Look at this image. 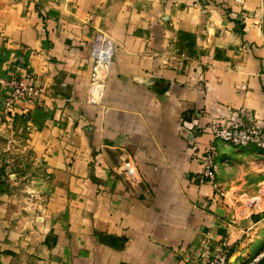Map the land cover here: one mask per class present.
I'll list each match as a JSON object with an SVG mask.
<instances>
[{
	"label": "crops",
	"instance_id": "0c3cea01",
	"mask_svg": "<svg viewBox=\"0 0 264 264\" xmlns=\"http://www.w3.org/2000/svg\"><path fill=\"white\" fill-rule=\"evenodd\" d=\"M219 1L0 0V129L21 134L39 167L27 187L41 190L0 197V264H195L263 241L264 208L247 214L239 200L264 202V152L207 124L245 108L264 126V0L241 21ZM97 32L114 52L92 104ZM13 75L44 93L7 113Z\"/></svg>",
	"mask_w": 264,
	"mask_h": 264
},
{
	"label": "rangeland",
	"instance_id": "374dc122",
	"mask_svg": "<svg viewBox=\"0 0 264 264\" xmlns=\"http://www.w3.org/2000/svg\"><path fill=\"white\" fill-rule=\"evenodd\" d=\"M156 1L160 4H164L163 0H151ZM182 0H165L168 6L173 9L179 7ZM189 4L194 7H202L203 9L208 8L213 5L216 0H187ZM228 1L232 2V4L236 7V9L241 10L234 13H230L231 18L236 19L239 15L242 16L239 20H245V12L244 6L248 0H244L242 3L237 2L236 0H222L219 1V4H227ZM216 4V3H215ZM217 5V4H216ZM240 12V13H239ZM102 35V37H99ZM103 32H97L94 40L91 42L89 53L92 59L91 72L89 75V81L91 75L93 73V68L96 65L94 58L92 56V51L94 48V43L97 37H99L96 41L95 48L96 49L101 43L110 41L107 39ZM114 52L112 47V53ZM113 56V55H112ZM111 60L106 63V68L103 73L99 74L104 79V88H105V80L108 77V69L109 65H111ZM87 84V86H88ZM105 92V91H104ZM242 109V108H241ZM245 109V108H244ZM5 111L7 109L5 108ZM12 137V138H11ZM257 148L256 150L260 153H263L264 150L261 148ZM38 165H36L35 160L32 157V152L25 146L24 140L21 137V134H15L13 132H9L6 129H0V197L6 196L9 197H19V198H29L28 201H37L39 200V193L41 190L37 189H29L27 187L28 183L31 181H35L38 179ZM130 174V173H128ZM130 176V175H129ZM131 177V176H130ZM242 202L245 211L247 214H250L251 211L260 212L264 208V202L261 201L260 197L257 196H242L239 200ZM258 202V203H257ZM34 213L37 211L34 209ZM229 262L228 264H264V239L263 241L250 245L247 248V251L244 253H238L234 249L229 251Z\"/></svg>",
	"mask_w": 264,
	"mask_h": 264
},
{
	"label": "built area",
	"instance_id": "2783aa9c",
	"mask_svg": "<svg viewBox=\"0 0 264 264\" xmlns=\"http://www.w3.org/2000/svg\"><path fill=\"white\" fill-rule=\"evenodd\" d=\"M242 3L244 0H236ZM99 37H102L101 35ZM97 37V39L99 38ZM94 43V48L96 41ZM110 45L112 47L111 41ZM92 56L96 65L93 68V73L90 82L87 86V101L96 104L101 101L104 96V79L99 74L101 62L94 54ZM113 55V54H112ZM112 58V57H111ZM111 60V59H110ZM6 85L10 87V91L4 97V106L7 111H10L13 104L20 99L35 100L44 93V87L36 84L25 75H13ZM234 116L226 114L208 122V129L213 139L219 140L225 144L233 146L253 145L264 150V126L257 122L256 117L248 109H238L234 111ZM217 146L209 144L202 157L203 170L202 177L212 181L215 176L216 165L214 162ZM229 255L224 244L212 250L208 256L203 257L195 264H228Z\"/></svg>",
	"mask_w": 264,
	"mask_h": 264
},
{
	"label": "bare ground",
	"instance_id": "6f19581e",
	"mask_svg": "<svg viewBox=\"0 0 264 264\" xmlns=\"http://www.w3.org/2000/svg\"><path fill=\"white\" fill-rule=\"evenodd\" d=\"M94 54L99 58L101 62L99 72L103 73L106 68V63H108L112 57V47L110 42L101 43L96 49H94Z\"/></svg>",
	"mask_w": 264,
	"mask_h": 264
},
{
	"label": "water",
	"instance_id": "95a60500",
	"mask_svg": "<svg viewBox=\"0 0 264 264\" xmlns=\"http://www.w3.org/2000/svg\"><path fill=\"white\" fill-rule=\"evenodd\" d=\"M145 83L148 84L151 87H154V88L158 89L157 86H156V83L153 80H146Z\"/></svg>",
	"mask_w": 264,
	"mask_h": 264
}]
</instances>
